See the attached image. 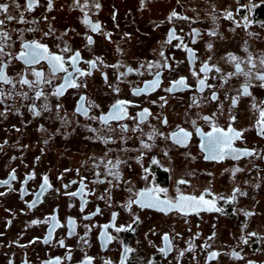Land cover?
Listing matches in <instances>:
<instances>
[{
    "label": "flooded vegetation",
    "instance_id": "flooded-vegetation-1",
    "mask_svg": "<svg viewBox=\"0 0 264 264\" xmlns=\"http://www.w3.org/2000/svg\"><path fill=\"white\" fill-rule=\"evenodd\" d=\"M0 264H264V0H0Z\"/></svg>",
    "mask_w": 264,
    "mask_h": 264
}]
</instances>
